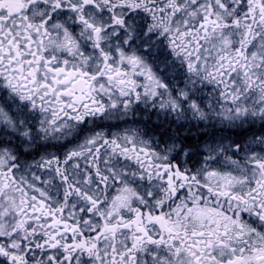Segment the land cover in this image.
<instances>
[{
  "label": "snow or ice",
  "instance_id": "1",
  "mask_svg": "<svg viewBox=\"0 0 264 264\" xmlns=\"http://www.w3.org/2000/svg\"><path fill=\"white\" fill-rule=\"evenodd\" d=\"M0 264H264V0H0Z\"/></svg>",
  "mask_w": 264,
  "mask_h": 264
}]
</instances>
